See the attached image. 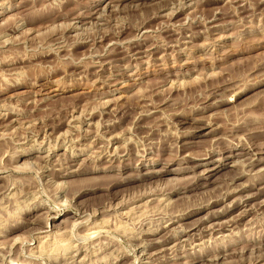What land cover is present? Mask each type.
<instances>
[{"label":"rangeland","instance_id":"374dc122","mask_svg":"<svg viewBox=\"0 0 264 264\" xmlns=\"http://www.w3.org/2000/svg\"><path fill=\"white\" fill-rule=\"evenodd\" d=\"M51 259L264 264V0H0V264Z\"/></svg>","mask_w":264,"mask_h":264},{"label":"bare ground","instance_id":"6f19581e","mask_svg":"<svg viewBox=\"0 0 264 264\" xmlns=\"http://www.w3.org/2000/svg\"><path fill=\"white\" fill-rule=\"evenodd\" d=\"M67 1H68V0H67ZM65 2H66V1H65ZM58 14H59V13H58ZM66 14H67V13H66ZM50 15H51V14H50ZM60 15H62V14L60 13ZM60 15H59V16H60ZM81 15H82V14H81ZM45 16H46V15H45ZM47 17H49L48 14H47V16L44 17V18H47ZM54 17H55V16H54ZM56 17H57V16H56ZM60 17H61V16H60ZM51 18H53V17H51ZM55 19H58V18H55ZM52 20H53V19H52ZM46 22H47V21H46ZM69 26H70V25H69ZM142 28H143V27H142ZM136 29H138V28H136ZM139 29H141V28H139ZM141 30H142V29H141ZM138 31H140V30H138ZM6 40H7V39H6ZM40 40H41V39H40ZM40 40H39V43L41 44L43 41L41 40V42H40ZM43 40H45V39H43ZM52 40H53V39H52ZM47 42H48V41H47ZM2 43H3V42H2ZM2 43H1V44H2ZM30 43H31V42H30ZM39 43H38V44H39ZM44 43H45V42H44ZM48 43H49V42H48ZM57 43H58V42H57ZM36 44H37V43H36ZM40 44H39V45H40ZM33 45H34V44H33ZM53 45H54V44H53ZM75 45H76V44H75ZM51 46H52L51 44L48 45L47 50H43V48H42L41 54H42L43 56H47V55L52 54V53H54V54L57 53V51H56V52H53V50L51 49ZM77 46H78V44L76 45V47H77ZM41 47H42V46H41ZM57 50H58V49H57ZM33 53H34V54H33V56H34L36 53H35V52H33ZM38 54L40 55V53H38ZM39 55H38V56H39ZM42 55H41V56H42ZM62 56H63V55H62ZM260 160H261V159H260ZM211 170H214V169H211ZM215 170H217V169H215ZM261 185H262V184H261ZM100 225H101V224H100ZM10 226H11V225H10ZM8 227H9V225H8ZM9 229H10V228H9ZM90 229H91V228H90ZM99 229H100V228H99ZM92 232H93V231H92ZM95 232H96V231H95ZM82 238H83V237H82ZM130 238H131V237H130ZM69 243H70V242H69ZM41 244H42V243H41ZM56 244H57V243H56ZM56 244H55V245H56ZM52 247H53V246H52ZM48 248H49V247H48ZM69 248H70V247H69ZM5 250H6V249H5ZM5 250H4V251H5ZM71 250H72V249H71ZM60 251H61V250H60ZM63 251H64V250H62L61 252H63ZM65 251H66V250H65ZM67 251H69V250H67ZM56 252H57V251H56ZM61 252H58L57 254L60 255L59 253H61ZM5 253H6V252H5ZM54 253H55V252H54ZM66 253H68V252H66ZM6 254H8V251H7ZM20 254H21V253H20ZM41 254H42V253H41ZM41 254H40V255H41ZM50 254H51V253H50ZM61 254H62V253H61ZM63 254H64V253H63ZM15 255H16V254H15ZM15 255H14V256H15ZM30 255H31V254H30ZM42 255H43V254H42ZM54 255H56V254H54ZM1 256H2V254H1ZM3 256H4V253H3ZM14 256H11V258L13 259ZM19 256H20V255H19ZM19 256H18V257H19ZM21 256H22V254H21ZM38 256H39V255H38ZM51 256H52V255H51ZM105 256H106V255H105ZM198 256H199V255H198ZM28 257H29L30 260H31L32 257H34V256H32V257H31V256H28ZM53 257H54V256H53ZM57 257H58V256H57ZM57 257H54V258H57ZM59 257H60V256H59ZM59 257H58V258H59ZM64 257H65V256H64ZM134 257H135V256H134ZM29 258H28V259H29ZM50 258H51V257H50ZM54 258H52V259H54ZM61 258H62V257H61ZM196 258H197V257H196ZM199 258H200V257H199ZM201 258H202V257H201ZM17 259H18V258H17ZM52 259H51L50 263H51V264H52V263L54 264L55 261H53ZM64 259H65V258H64ZM30 260H28V261H26V260H25V261H21V260H20V261H18V260H11L9 263H10V264H32V263L30 262ZM57 260H58V259H56V261H57ZM61 260H62V259H61ZM38 262H39V260H38ZM50 263H49V264H50ZM56 263H57V262H56ZM134 263H135V261H134ZM35 264H36V263H35ZM131 264H133V263H131Z\"/></svg>","mask_w":264,"mask_h":264}]
</instances>
